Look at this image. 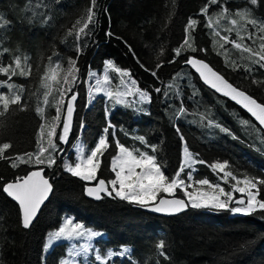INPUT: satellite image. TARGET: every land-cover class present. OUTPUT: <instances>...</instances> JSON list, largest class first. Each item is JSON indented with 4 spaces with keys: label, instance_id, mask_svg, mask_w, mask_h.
I'll return each instance as SVG.
<instances>
[{
    "label": "trees",
    "instance_id": "trees-1",
    "mask_svg": "<svg viewBox=\"0 0 264 264\" xmlns=\"http://www.w3.org/2000/svg\"><path fill=\"white\" fill-rule=\"evenodd\" d=\"M206 3L208 0H96V23L90 25L92 35L80 41L83 54L77 64L81 81L88 79L90 69L96 76L75 89L79 95L75 102L70 141L60 145L64 153L58 156L54 167L43 166L53 190L33 225L25 230L20 224L18 205L3 193V184L37 168L15 158L37 150L40 125L51 124L56 114L55 103L60 99L58 89L64 84L68 60L76 58L75 31L87 19L92 0H0V53H3L0 67L9 64L15 67L17 56L21 57L25 71H29L28 65L31 66L28 77L0 73V92L3 94L11 95L7 87L9 83L15 85L12 91L18 94L23 88L20 105H10L7 113L0 105V113H4L0 115V143L12 145L4 154L9 159H0V177H3L0 181L2 264H60L65 243H58L45 251L44 242L48 232L58 228L67 216L82 222L85 227L103 232L93 244L102 257L108 250L119 251L127 245L132 249L131 259L137 264H264V213L234 215L228 211L190 208L179 215H155L103 194L101 200L89 199L84 195L85 182L64 170L65 160L76 162L79 148H84L85 155L90 153L107 126L108 110L120 142L130 149L139 148L151 155V148H145L134 139L144 136L149 145L156 146L158 162L165 166L169 177L174 175L183 158V145L176 133V127H179L194 159L206 161L194 165V179L208 178L212 183L220 182L209 165L224 160L229 161L226 171H233L241 178L243 173L264 178V144L257 138L256 130L259 126L237 104L204 86L185 65L189 56L203 60L233 86L264 103V68L252 64L249 53L222 39L228 36L236 43L259 51L260 44L264 43L260 39L264 30L258 31L264 25V0H257L255 5L250 0H219V4L209 6L207 15H201L200 9ZM220 5L227 8V13ZM237 12L248 14L241 17L236 15ZM189 17L199 22L193 33L195 39L191 42L195 48L206 49V52H193L184 44V29ZM232 20L237 24L232 25ZM250 20L257 21L255 27L248 23ZM209 22L211 28L207 27ZM73 25H76L75 29ZM109 31L113 34L111 38L106 35ZM250 33H255L254 42L241 40ZM129 46L135 56L129 52ZM177 48H181L182 54L175 63H169ZM50 56L53 57L51 61ZM24 57L28 58L26 65ZM108 60L130 72L131 79L137 82L134 87L150 92L151 103L141 104L138 95L123 97L125 104L119 105L115 100H109L104 92L90 96L89 87L96 86L97 78L105 92L123 93L127 90L113 69H108L109 83L103 82L105 61ZM157 64L162 65L158 70ZM245 66L252 68V72H246ZM46 71L55 75L59 82L53 83L47 106L43 103L45 89L41 87V78ZM152 71L157 72L158 79L151 75ZM123 79L130 85L128 77ZM253 79L260 83L253 84ZM155 87L166 90L168 96L165 97L164 91L160 94L152 91ZM193 92L197 95L189 99ZM181 100L186 111L178 116ZM38 107L44 109L43 117L37 114ZM137 108L144 111L138 112ZM82 119L86 124L83 134L80 131ZM208 119L228 127L238 139L221 133L218 128L208 127ZM244 120L249 123L243 125L241 121ZM259 135L264 136V132ZM44 139L47 147L46 135ZM56 139L58 142V136ZM108 139L111 147L106 151L98 173V179L106 181L114 178L110 166L112 158L117 155L111 133ZM13 161L17 164L15 168L11 166ZM187 171L182 175L185 180ZM222 186L231 191L227 184ZM175 196L184 198L180 191ZM260 198L264 199V189ZM161 240L165 242L163 251L169 257L167 260L156 249ZM242 245L247 247L242 249ZM94 257L90 254L86 262L80 264H97ZM108 264H129V260L117 257Z\"/></svg>",
    "mask_w": 264,
    "mask_h": 264
},
{
    "label": "snow or ice",
    "instance_id": "snow-or-ice-1",
    "mask_svg": "<svg viewBox=\"0 0 264 264\" xmlns=\"http://www.w3.org/2000/svg\"><path fill=\"white\" fill-rule=\"evenodd\" d=\"M251 4H257V0H250ZM219 4V0H208V3L200 9L201 15H207L210 5ZM96 6V0H92V7L87 9V19L82 21L83 26L79 27L75 31L77 47H76V58H69L68 60V72L64 76V84L60 85L58 91L60 99L55 103V116L52 117L51 124L42 123L40 130L37 133V150L35 152H26L24 157L17 156L15 159L22 163L37 167V170L29 171L26 176L16 177L13 182H7L3 184V192L11 197L18 204V213L20 224L23 229L27 230L33 225L35 219L38 217L39 211L42 205L48 199L50 193L53 190V185L49 179L45 178L44 171L45 167L52 168L56 165L58 156H62L64 148L60 145H66L70 141L72 134V117L75 111V102L78 98L79 93L75 89L85 83H89L95 73L89 70L88 79L81 81L79 79V68L77 67L79 57L83 54V50L80 45V41L84 38L90 37L92 31L90 25L94 26L96 23V12L94 11ZM227 13V8L224 5H220ZM247 12H237L238 16H245ZM47 22V18H45ZM5 23H7L5 21ZM78 24L81 21L77 22ZM199 22L196 19L189 17L187 25L184 29V44L188 46L191 51L206 52V49H197L193 46L192 40L195 39L193 33L196 30V26ZM232 25H236L237 21H230ZM249 24L254 27L257 21L250 20ZM207 27L211 28L212 24L209 22ZM76 28V25H73ZM264 30V25L260 26L258 31ZM72 32L70 30L69 35ZM108 37H112L111 31L107 32ZM255 33H250L246 38L241 37V40L247 39L254 42ZM226 43H231L233 47L241 49L243 52L249 53L248 59L252 64L258 65L260 68H264V43L260 44L259 51H253L252 48L236 43L229 39L228 36L222 37ZM260 39L264 40V36ZM87 45H84L86 48ZM183 47V46H182ZM7 52V49L4 50ZM129 52L134 56L135 53L129 46ZM182 54L181 48L175 49V56L169 63H175L176 58ZM3 53H0L2 56ZM49 61L53 59L50 56ZM27 57H24V63L27 64ZM139 63V60H137ZM15 67L9 64L7 67H0V73L8 74L11 76L20 75L22 77H28L31 66L28 65L29 71H25L24 66L21 63V57L17 56L14 60ZM105 74L103 76V82L109 83L108 69H113L121 77V83L125 85L126 91L123 93H113L112 91H104L99 85L101 80L96 79V86L89 87V95L93 93L104 92L105 96L109 100H115L117 105L125 104L123 97L129 95H138L139 101L143 103H151L152 96L150 92L146 90H140L138 87H134L137 82L131 79V74L127 70H122L116 67L110 60L105 61ZM185 65L195 69L199 74L200 78L206 85H209L216 93L222 94L224 97L229 98L236 104L240 105L245 109L255 121L258 122L259 128H257L258 139L261 144H264V136H260L259 133L264 132V103H259L253 96L248 95L246 91L240 90L229 83L224 76L215 71L203 60L196 59L193 56H189L185 61ZM144 67L143 64L140 65ZM161 64H157V70L161 68ZM60 67L59 64L56 65ZM239 68V65L236 66ZM17 69L19 72L17 73ZM147 71V69H145ZM245 71L248 73L252 72V68L245 66ZM151 75L157 77V72L152 71ZM179 75V74H178ZM9 76V79H11ZM128 77L130 79V85L123 79ZM53 83H59L56 80L55 75H49L46 71L44 77L41 78V87L45 89L43 103L47 106L49 104V96L51 94ZM253 84L260 83L255 79L252 80ZM64 85H67L65 87ZM11 95H5L0 92V105H2L4 113H7L10 105H20L22 101L21 94L23 88L19 89L21 94L12 91L15 85L7 84ZM171 87V86H169ZM155 93L160 94L164 91L165 97L168 96V92L161 87H155L153 90ZM197 95L193 92L192 99ZM66 105V110H65ZM24 109L21 108V111ZM138 112H143V108H137ZM37 114L43 117L44 109L38 107L36 109ZM186 110L183 107V101L181 100V108L177 115L184 113ZM4 113H0L3 115ZM150 114V113H145ZM106 115L109 117L107 126L102 130V134L98 136L97 141L93 147H91L90 153L85 155L84 148H79V155L76 157L74 164L69 163L65 160L64 170L71 174L72 177L79 178L84 184V194L89 198L95 200H101L102 194L108 198H118L121 201H125L133 206H138L142 209H150L156 213H162L166 215H179L188 209L195 210H212L214 212L228 211L232 214L241 215H252L256 212L264 213V199L260 198V192L264 189V178L260 176H250L247 173L238 176L233 171H226L229 167V161L224 160L223 162H215L209 167L211 168L214 175L217 176L220 182L212 183L208 178L194 179V165L196 163L205 164L204 160H195L193 153L189 150V146L183 136L179 127H176V133L183 145L182 155L179 168L175 171L174 175L169 177L166 175L165 166L158 162L156 156V146L149 145L144 136H136L135 140L139 141L145 148H151L153 154H148L147 151H141L139 148H129L125 144L121 143L117 136L116 126L110 121L111 113L106 110ZM204 119V117H202ZM243 125H247L249 121H241ZM62 125V127H60ZM208 127L218 128L221 133L230 136L232 139H238L237 136L228 128L224 127L219 123H216L212 119L207 120ZM86 127L85 121L82 119L80 123V131H83ZM256 128V125H253ZM47 131L45 132V130ZM123 131V129H120ZM109 133H111L112 140L115 142V149L117 155L112 158L110 173L114 174V178L105 180L98 179V173L100 171L103 157L106 151L111 147L109 143ZM45 135L47 137L45 144ZM125 135H128L125 133ZM58 136V142H57ZM12 145L10 143H0V159H9L5 156V151L10 149ZM198 155V154H197ZM13 168L17 167L15 161L11 164ZM187 171V179L182 178L183 173ZM222 173V175H221ZM0 181H3V177H0ZM231 181H234L232 183ZM94 186H90L93 185ZM227 184L231 191H226L225 187L222 186ZM191 189V190H190ZM180 191L183 193L184 198H177L175 194ZM239 194L237 198L236 194ZM172 197V198H166ZM235 205V206H233ZM70 226V227H69ZM103 233L85 229L81 223H73L72 218L65 219L63 224L57 231L49 233V242L44 245L47 249L53 241L63 240H79L84 238L87 241H91L94 237H101ZM247 245H242L241 248H245ZM165 248V242L161 240L156 244V249L161 256L166 260L169 259L165 255L163 249ZM93 246L91 243L80 245V251L77 252L75 249L70 251V256L75 259L77 256H83L86 260L89 258V254L92 252ZM132 249L128 246L122 247L119 251L108 250L106 256H101L99 251L94 257V261L97 264H108L109 261H113L114 258H127L129 264H137L136 261L131 259ZM2 264V262H0ZM60 264H69L68 260H61Z\"/></svg>",
    "mask_w": 264,
    "mask_h": 264
},
{
    "label": "rangeland",
    "instance_id": "rangeland-1",
    "mask_svg": "<svg viewBox=\"0 0 264 264\" xmlns=\"http://www.w3.org/2000/svg\"><path fill=\"white\" fill-rule=\"evenodd\" d=\"M95 94V93H94ZM73 164V163H72ZM236 195H238L239 196V194L237 193ZM239 198V197H238ZM68 218H72L71 216H67V217H65L63 220H62V222H61V224H60V226L63 224V222H64V220L65 219H68ZM73 220V219H72ZM73 223H81L82 225H83V223L82 222H80V221H75V220H73ZM59 226V227H60ZM84 226V225H83ZM59 227L58 228H56V229H54V230H51L50 232H48V234H47V236H46V239H45V242H44V245L46 244V243H48L49 242V233H51V232H54V231H57L58 229H59ZM70 227V226H69ZM84 228L85 229H90V230H93V231H97V232H101L100 230H95V229H91V228H88V227H85L84 226ZM101 233H103V232H101ZM99 237H94V238H92L91 239V241H87V240H85L84 238H80L79 240H63V239H59V240H56V241H53L51 244H50V246L47 248V249H45L44 248V250L45 251H49L52 247H54L56 244H58V243H65V254H64V256H62V260H68L69 261V264H80L81 262H86V259L83 257V256H77V257H75V259L73 260V258L70 256V251L72 250V249H75L77 252H79L80 251V245H83V244H86V243H91L92 244V246H93V244H94V241L96 240V239H98ZM125 246H127V245H125ZM129 247V246H128ZM90 254H94V255H96L97 254V250H95L94 248H93V250H92V252L90 253ZM89 254V255H90Z\"/></svg>",
    "mask_w": 264,
    "mask_h": 264
},
{
    "label": "water",
    "instance_id": "water-1",
    "mask_svg": "<svg viewBox=\"0 0 264 264\" xmlns=\"http://www.w3.org/2000/svg\"><path fill=\"white\" fill-rule=\"evenodd\" d=\"M197 59V58H196ZM200 60V59H199ZM205 62V61H204ZM205 63H207V62H205ZM208 64V63H207ZM209 65V64H208ZM210 66V65H209ZM190 67V66H189ZM211 67V66H210ZM191 68V67H190ZM192 70H193V72L198 76V78H199V80L201 81V83L204 85V86H206V87H208V88H210V86L209 85H206L204 82H203V80L200 78V76H199V74L195 71V69H193V68H191ZM216 71V70H215ZM211 89V88H210ZM213 90V89H212ZM214 91V90H213ZM215 92V91H214ZM216 94H218V95H221V96H223L222 94H220V93H216ZM249 95V94H248ZM227 99H229V98H227ZM230 100V99H229ZM230 101H232V100H230ZM232 102H234V101H232ZM235 103V102H234ZM236 104V103H235ZM238 105V104H237ZM242 110H244L254 121H255V118L254 117H252L245 109H243L240 105H238ZM65 110H66V106H65ZM73 116H74V114H73ZM72 119H73V117H72ZM256 122V124L258 125V122L257 121H255ZM259 126V125H258ZM34 170H37V168H35V169H33V170H31V171H34ZM28 174V173H27ZM26 174V175H27ZM25 175V176H26ZM45 176V175H44ZM45 178H47L46 176H45ZM47 179H49V178H47ZM50 181V180H49ZM9 182H13V181H9ZM51 183V182H50ZM90 186H94V183H93V185H90ZM4 193V192H3ZM6 196H7V194L6 193H4ZM50 195H51V193H50ZM50 195H49V197H50ZM85 195V194H84ZM8 197V196H7ZM49 197H48V199H49ZM85 197H87L86 195H85ZM8 198H10L13 202H15L11 197H8ZM87 198H89V197H87ZM166 198H168V197H166ZM178 198V197H177ZM47 199V200H48ZM89 199H93L94 200V198H89ZM47 200L45 201V203L47 202ZM16 204H17V202H15ZM44 203V204H45ZM43 204V205H44ZM18 205V204H17ZM42 205V206H43ZM142 210H144V211H146V212H148V213H151V214H155V215H160V216H172V215H166V214H162V213H156V212H154V211H151L150 209H142ZM40 212V211H39Z\"/></svg>",
    "mask_w": 264,
    "mask_h": 264
}]
</instances>
